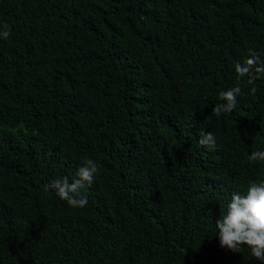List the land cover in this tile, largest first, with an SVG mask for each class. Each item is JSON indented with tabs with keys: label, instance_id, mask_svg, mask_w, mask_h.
I'll use <instances>...</instances> for the list:
<instances>
[{
	"label": "trees",
	"instance_id": "16d2710c",
	"mask_svg": "<svg viewBox=\"0 0 264 264\" xmlns=\"http://www.w3.org/2000/svg\"><path fill=\"white\" fill-rule=\"evenodd\" d=\"M5 24L0 264H264L215 227L264 179V80L212 116L264 53V0H0ZM85 158L100 172L72 208L46 186Z\"/></svg>",
	"mask_w": 264,
	"mask_h": 264
},
{
	"label": "clouds",
	"instance_id": "9594fccd",
	"mask_svg": "<svg viewBox=\"0 0 264 264\" xmlns=\"http://www.w3.org/2000/svg\"><path fill=\"white\" fill-rule=\"evenodd\" d=\"M11 35V27L7 24L0 30V39H8ZM264 53L248 48L242 61L234 63L235 77L238 83L221 90L218 93L219 103L212 108V116L220 118L222 114L233 112L238 106V97L255 95L257 92V80H264ZM245 83L250 91L245 92L241 86ZM198 144L209 150L217 147L216 137L212 132H203ZM249 162H264V151H253ZM100 172L98 163L90 158L82 161L75 176L71 179L61 177L52 180L46 188L54 190L55 194L67 201L72 208H84L87 206V197L83 195L86 188L90 187L95 177ZM215 227L219 234V243L222 248L233 253H239L241 246H248L252 255L264 262V179L251 182L245 194L235 192L227 204L225 213L220 214L215 221Z\"/></svg>",
	"mask_w": 264,
	"mask_h": 264
}]
</instances>
